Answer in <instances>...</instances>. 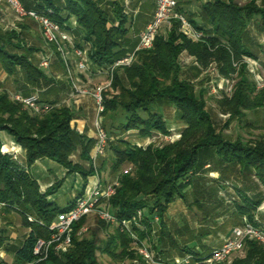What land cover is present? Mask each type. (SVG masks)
<instances>
[{
  "label": "trees",
  "instance_id": "1",
  "mask_svg": "<svg viewBox=\"0 0 264 264\" xmlns=\"http://www.w3.org/2000/svg\"><path fill=\"white\" fill-rule=\"evenodd\" d=\"M20 1L26 9L47 12L73 36L75 46L86 51L91 64L99 68H107L137 44L138 38L130 34L133 17L125 10L123 0H107L109 7L104 6L103 0ZM198 16L200 23L187 17L194 29L202 32L198 39L184 34L180 22L173 19L165 33L160 31L155 36L152 47L138 50L129 65L115 67L110 84L102 90V123L107 134L113 128L119 132L137 129L142 136L153 131L167 133L160 110L161 104L166 102L175 106L185 125L177 140L162 146H139L122 138H117L114 144L108 139L107 143L113 154L111 171L119 172L116 192L105 205L119 220L130 219L141 212L143 228L133 226V229L149 249L157 253L156 257L164 254V244L175 245L164 221L168 205L177 197L185 200L187 188L197 185L196 171L211 162L214 166L235 169L239 174L256 178L263 192L248 194L239 188L241 201L234 200L233 204L240 216L262 227L253 216L264 200V134L250 143L224 137L205 109L204 100L196 95L194 85L180 77L179 57L182 53L192 56L202 70L214 65L224 78L238 76L231 93L224 92L217 101L220 113L239 118L241 110L263 106L264 90L256 91L252 78L244 72L242 59L244 56L257 58L249 27L253 24L258 33H264V0H208L200 6ZM13 48L22 51H13ZM53 49L55 58L66 72L56 46ZM35 50L38 49L26 45L20 32L0 27L2 68L9 76H15L13 81L18 92L23 95L37 93L38 103L48 106L45 111L34 112L14 100L13 93L10 95L7 90L0 89V132L11 136L25 158L22 162L11 153L3 152L0 141V206L15 210L22 226L27 228L24 239L14 250L16 264H24L34 257L36 240L49 237L46 226L58 213L74 204L84 193L86 178L96 173L100 175L104 165L102 156L96 169L92 166L90 153L95 139L72 125L75 112L60 100L57 92L64 81H57L45 73L33 56ZM65 85L71 92L66 75ZM75 152L80 161L71 159ZM40 158L52 159L66 169V174L77 172L83 178L81 190L65 205L59 206L48 198L60 182L51 183L42 192L37 180L29 173V165ZM125 164L130 168L127 172L122 169ZM103 202L100 200L98 204ZM89 219H93V226H86ZM155 223L157 230L154 232ZM105 224L111 223L96 213L83 215L73 223L72 243L68 249L50 250L37 264H98L96 251L101 243L96 231ZM116 234L106 240L102 251H109L112 258H133L128 250L132 246L129 234L118 226ZM6 240V235L0 232V247ZM194 247L184 244L177 247V252L202 256L209 253V248L204 245L202 250ZM238 252L243 253L239 256ZM229 257V264H264V245L256 240H246L242 249Z\"/></svg>",
  "mask_w": 264,
  "mask_h": 264
},
{
  "label": "rangeland",
  "instance_id": "2",
  "mask_svg": "<svg viewBox=\"0 0 264 264\" xmlns=\"http://www.w3.org/2000/svg\"><path fill=\"white\" fill-rule=\"evenodd\" d=\"M103 1L104 6L109 7V4L106 3L107 0ZM199 2L200 0H192V5L197 6ZM124 5L125 10L133 14L132 10L135 8V3L128 0L127 3H124ZM0 8L1 15H3V17L6 16L5 23H0L2 26H0L1 28L5 27L6 30H9L10 28L18 30L14 28L12 24L26 20L27 25L30 26V31H28L27 34L22 33L20 36L28 47L38 49L33 52V56L36 60H38V64L45 54L48 52L52 53L49 67L47 69L48 72L46 70L44 71L47 74L54 75V77L57 76L55 73L58 72L59 78L57 81H64V84L61 85V88L57 91L60 100L63 102L64 99L69 97V94L74 95L72 91L69 92L67 90L65 85V75L67 76V74L65 70L63 71L61 68V63L58 58H55L54 56L53 48L55 46L53 47L52 44H48L43 39L37 22L28 16H19L5 1H0ZM140 14L141 11L138 13L136 20ZM188 17H193L199 23L201 22L198 12L191 13ZM192 28H194L193 25ZM249 29L254 43L253 50L257 58L252 56L249 57L252 59L254 58L258 66L264 68V33H258L253 24L250 25ZM166 31L167 27H163L161 29V33H165ZM64 47L73 78L78 85L92 88L96 85H104L107 83L110 76L106 72L107 68H98L97 73H90L92 72L89 69V66L91 67V62H89V59L87 58L86 51L84 52L82 58L86 61L87 69L80 70L76 67L79 58L76 55V57H74L73 54L74 49L78 47L75 46L72 35L71 43H65ZM13 51L20 52L22 50L13 48ZM70 51H72L73 54ZM179 61L181 64L180 77L186 79L194 85L196 95L202 97L205 102V109L207 110L211 120L213 121L216 129L221 132L224 137L229 139L240 138L243 143H250L264 134V104L260 107L258 106L248 110H241V117L239 118L229 117L226 114H222L217 108V101L222 97L224 92L226 93L228 84H232V91L234 87L233 85L235 84L238 76L235 75L233 78H224L218 73H215L214 70H212V72L202 70L197 67L194 60H190L189 56L185 53L180 55ZM62 63H64L63 60ZM244 72L250 79L252 78L246 65ZM3 76L4 74L2 73L0 66V78L3 79ZM14 77L15 76H4L3 82L0 81V88L7 90L10 95L18 92L17 85L13 81ZM231 91H229L228 94L231 93ZM81 97L82 96H80V98ZM70 103H72L71 100ZM84 107V111L89 117L87 124L91 126L92 122L94 124V117L92 115L93 111L90 109V104L85 103ZM160 110L164 117L167 133L153 131L148 136H142L139 134L137 129L119 132L113 128V130H111L112 132L108 133L109 143L111 142L114 144L117 138H122L131 144L139 146H146L147 144L162 146L166 143H171L177 140L180 137L181 130L185 126L179 119L178 110L173 104L167 102L161 104ZM15 147L16 146L14 144L10 148L4 143L1 144V150L8 148L10 152L14 151ZM18 157L20 161L25 162L21 153L18 154ZM112 157L113 154L109 149V144H107L105 155L103 156V170L108 172L109 180L116 179L119 172L118 170L114 172L111 171L110 165ZM71 159L74 161H80L77 152L71 156ZM83 164L87 167V163L83 161ZM127 166V164L123 165L122 169L127 168ZM28 170L43 184H50L56 181L60 182V185L56 187L55 192L53 193L54 200L59 206H63L69 202L73 198L72 195L81 190L84 182L81 175L77 172L66 174V170L63 166L49 158H41L34 161L29 165ZM195 178L197 185L195 187L187 188L186 199L182 200L177 197L168 205L165 212L164 221L166 229L170 232L171 237H173L175 245L171 246L168 243L164 244V254L157 255L158 258L163 261L169 262L173 260V258L180 256L177 249L184 244L194 245V249L202 250V245L209 248L207 244L216 245L219 241L227 238L234 226L241 224L245 219L249 221L247 217L240 216V214L235 211L233 204L234 200L241 201L238 196V189L242 188L246 190L248 194L263 192L262 187L252 175L244 176L239 174V172L235 169L214 166V162L205 164L200 170H197ZM195 199L199 202H195ZM253 218L256 222L260 223L262 227H264V201L255 211ZM88 225L93 226V219H89L86 223V226ZM156 225L157 224L155 223L154 232L157 230ZM116 227L117 226L114 223L105 224L104 227L96 231V235L99 238L98 242L101 243L100 248L96 251L98 264H147V262L141 259L136 253L133 246L128 247V250L132 253V256H134L133 258H112L109 251H102L101 248L106 245V240H109L111 236L117 235ZM213 247H210L209 251ZM115 250L118 252L119 248L117 247ZM152 252L154 256L157 254L153 250ZM242 253L243 252H238L237 255L240 256ZM229 261L230 257L223 263L229 264Z\"/></svg>",
  "mask_w": 264,
  "mask_h": 264
},
{
  "label": "built area",
  "instance_id": "3",
  "mask_svg": "<svg viewBox=\"0 0 264 264\" xmlns=\"http://www.w3.org/2000/svg\"><path fill=\"white\" fill-rule=\"evenodd\" d=\"M7 2L19 16H28L37 22L41 30L43 39L48 43L55 45L60 53V56L65 64L67 78L70 81L72 92L75 97L89 96L95 106L94 115V129L95 142L90 153L92 166L96 169L98 159L105 155L106 146L109 136L103 126L102 112L104 110V98L102 90L111 82L112 70L118 66L129 65L135 58V53L141 49H148L152 47L155 36L161 31L163 27H169L171 21L178 20L180 22L181 30L189 37L198 39L202 32L192 28L187 17L177 10V0H154V11L151 19L145 24L144 28L138 34V41L132 51L116 59L110 66L107 67L106 72L109 76L108 81L104 85H96L88 88L78 85L71 72V68L66 57L64 44L71 43V35L65 31L56 21H54L47 12H38L34 9H26L20 0H0ZM246 1V0H241ZM85 50L80 48L74 49V54L79 58L77 61V68L86 70V61L82 58ZM52 53L48 52L42 57L39 65L42 68L49 66ZM242 62L246 65L247 70L252 76L253 83L256 90H264V68L259 67L257 62L249 56H244ZM217 73L214 65H209L208 69ZM232 84H228L226 93L231 91ZM12 98L21 102L25 107H29L34 112H41L48 109V106H41L38 103L37 94L23 95L21 92L12 94ZM76 127V126H75ZM77 129V128H76ZM3 152H9L13 158H17V151L10 152L8 148L2 149ZM129 167L125 168V172L129 171ZM97 181L95 185L85 194L78 197L74 204L67 210L57 214L56 218L46 227L50 234L48 238H38L33 247V258L26 261L24 264H37L39 261L45 259L50 250L54 252L66 251L72 243L73 223L79 220L83 215L89 213H96L99 218L107 223H114L129 234L132 246L136 252L141 256L147 264H220L226 261L230 254L242 249L244 241L256 240L264 245V227L256 226L246 219L241 224L234 226L230 235L225 238L222 243L213 247L206 256L185 252L183 255L173 258L167 262L154 256L152 250L149 249L147 243L138 237L137 232L133 226L143 228L140 223L141 212L138 211L130 219H118L112 212L108 210L105 201L115 194L118 186V179L101 181L99 175L96 173ZM104 200L100 205L98 202ZM32 220V217H28ZM157 218H155L156 220ZM84 229V228H83Z\"/></svg>",
  "mask_w": 264,
  "mask_h": 264
},
{
  "label": "crops",
  "instance_id": "4",
  "mask_svg": "<svg viewBox=\"0 0 264 264\" xmlns=\"http://www.w3.org/2000/svg\"><path fill=\"white\" fill-rule=\"evenodd\" d=\"M123 1H124V3H127L128 0H123ZM129 1L133 2L131 0H129ZM206 1H208V0H200V2L198 3L197 6H193L192 0H177V9H179L180 12H182L185 16L188 17V15H190L191 13L198 12L200 6L203 3H205ZM154 6H155L154 0H139L135 3V8L132 10V12H133V14H132L133 23H132V27L130 30L131 36L138 38L139 32L144 28L145 24L151 19L153 11H154ZM144 9H145V11H144ZM140 11H141V14L138 17V19L136 20L138 13ZM142 12H143V14H142ZM5 17H3V15H1V12H0V23H5V21H6ZM71 24H72V26L75 25L73 20H71ZM12 26L14 28L18 29L16 31L20 32V34H22V33L27 34L28 31H30V26L27 25L26 20H24L23 22H16L15 24L13 23ZM2 29L6 30L5 27H3ZM9 30H11V28ZM70 52L72 53V51H70ZM73 55H74V57H76L75 54H73ZM189 59L192 61L194 60V58L192 56H189ZM90 65H91V67L89 66V69L92 71L90 73H94V74L97 73V69L99 67H97L94 64H90ZM0 66H1V71L4 74V76L9 77V75L6 74V72L2 68L1 63H0ZM48 67L42 68V69L47 71ZM55 74H57L56 77H54V75H52V74H48V76H52L53 78H55L57 80L59 78L58 72H56ZM4 76H3V79L0 78L1 82H3ZM76 81L78 82L77 79H76ZM69 97L64 99L63 102L67 103L75 112L76 116L74 118V122L72 121V125L76 126L77 130H79L80 132L85 131V134L88 137L94 138L95 137L94 124H93V122H92L91 126L87 124L89 117H88V115H86V112L84 111V109H85L84 104L85 103L90 104V107H91L90 109L93 111L92 115L94 117L95 106L93 105V103H94L93 100L89 96H82L81 98L80 97L74 98V95L69 94ZM70 100L72 101V103H70ZM0 141L2 143L6 144L9 148L12 147L14 144L16 146L15 150L17 151V154L21 153L24 157L23 150L21 149V147L19 145L15 144V142L13 141L11 136H9L8 134H6L4 132H0ZM37 160H39V159H37ZM29 173H30V171H29ZM99 177H100L101 181H108L109 180L108 172H106V170H102ZM96 181H97L96 175L88 176L86 178V184H85L83 194L87 193L95 185ZM37 182L39 184L40 191H42V192L51 184V183L50 184H48V183L43 184L38 180H37ZM74 195L75 194H73L72 196H74ZM48 198L51 200H54L53 194L49 195ZM0 232L3 233L4 235H6V237H7L5 245L0 247V264H16L15 257H14V250L17 246H19L21 244L22 240L24 239V236L27 232V228L22 226L21 218L15 210L3 208L2 206H0ZM222 241L223 240L219 241L217 244L215 243L216 245L207 244V246L209 248L213 247V246L216 247V246L220 245V243Z\"/></svg>",
  "mask_w": 264,
  "mask_h": 264
}]
</instances>
